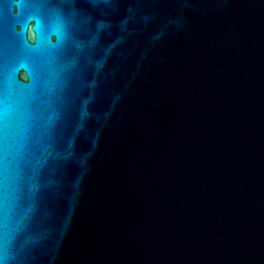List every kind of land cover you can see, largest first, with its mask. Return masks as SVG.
Segmentation results:
<instances>
[{
  "label": "water",
  "instance_id": "obj_1",
  "mask_svg": "<svg viewBox=\"0 0 264 264\" xmlns=\"http://www.w3.org/2000/svg\"><path fill=\"white\" fill-rule=\"evenodd\" d=\"M0 264H264V0H0Z\"/></svg>",
  "mask_w": 264,
  "mask_h": 264
}]
</instances>
